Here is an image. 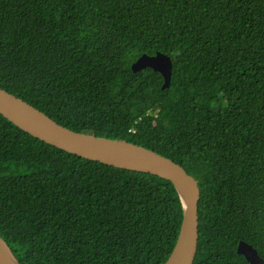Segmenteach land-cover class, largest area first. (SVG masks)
<instances>
[{
    "label": "trees",
    "instance_id": "16d2710c",
    "mask_svg": "<svg viewBox=\"0 0 264 264\" xmlns=\"http://www.w3.org/2000/svg\"><path fill=\"white\" fill-rule=\"evenodd\" d=\"M173 61L172 82L143 54ZM0 88L199 183L193 264L264 259V0H0ZM173 184L67 153L0 115V235L20 264H165Z\"/></svg>",
    "mask_w": 264,
    "mask_h": 264
},
{
    "label": "water",
    "instance_id": "95a60500",
    "mask_svg": "<svg viewBox=\"0 0 264 264\" xmlns=\"http://www.w3.org/2000/svg\"><path fill=\"white\" fill-rule=\"evenodd\" d=\"M172 58L162 52L143 54L132 65L139 73L148 68L164 78L162 90L170 87L173 76ZM0 115L22 131L44 143L81 158L111 167L151 174L170 181L183 206V220L173 251L165 264H193L199 243L198 181L173 160L145 147L123 140L97 137L72 131L52 120L42 111L0 88ZM237 253L250 264H264V259L249 243L240 241ZM0 264H20L0 235Z\"/></svg>",
    "mask_w": 264,
    "mask_h": 264
}]
</instances>
